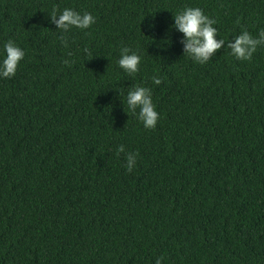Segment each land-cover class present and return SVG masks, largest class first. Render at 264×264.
<instances>
[{"label": "trees", "instance_id": "trees-1", "mask_svg": "<svg viewBox=\"0 0 264 264\" xmlns=\"http://www.w3.org/2000/svg\"><path fill=\"white\" fill-rule=\"evenodd\" d=\"M185 7L225 39L204 64ZM65 8L95 22L58 28ZM242 30H264V0H0V52H25L0 78V264H264V44L237 59ZM136 85L155 128L127 106Z\"/></svg>", "mask_w": 264, "mask_h": 264}, {"label": "clouds", "instance_id": "clouds-1", "mask_svg": "<svg viewBox=\"0 0 264 264\" xmlns=\"http://www.w3.org/2000/svg\"><path fill=\"white\" fill-rule=\"evenodd\" d=\"M53 21L58 28L65 31L72 27L86 29L95 22V17L90 12L80 13L71 8H65L59 13L56 19L55 11L52 13ZM215 20L210 19L199 7H185L174 15L175 27L184 34L185 53L195 63L204 64L212 54L224 45L225 39H217L218 30L213 25ZM264 44V30H261L257 37L252 36L247 30H242L235 37L234 42H229L228 48L231 54L239 60H249L257 47ZM25 52L14 41H7L3 44L0 52V78H11L15 75L19 62L24 58ZM141 56L130 52L128 48L121 50L118 60L120 68L129 74L138 71ZM154 84L159 85L161 79L153 76ZM126 103L128 108L135 112L139 108L138 119L148 129L156 127L159 120V113L152 100V90L149 87L136 85L127 92ZM118 152H124V145H120ZM136 153L126 154L127 170L132 171L136 163ZM155 264H161V258L155 260Z\"/></svg>", "mask_w": 264, "mask_h": 264}]
</instances>
